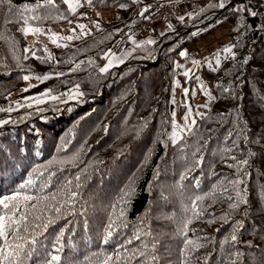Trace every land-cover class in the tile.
I'll return each mask as SVG.
<instances>
[{"label":"trees","instance_id":"trees-1","mask_svg":"<svg viewBox=\"0 0 264 264\" xmlns=\"http://www.w3.org/2000/svg\"><path fill=\"white\" fill-rule=\"evenodd\" d=\"M170 1L80 0L72 12L55 0L29 13L48 17L29 21L43 30L33 40L0 5V108L12 109L0 111L8 121L0 124V196L28 178L36 188L47 181L44 192L58 200L67 199L60 192L67 181L77 192L61 219L26 245L32 252L23 264L52 255L56 264H97L122 244L157 257L131 264H264V0H223L224 8L222 0H194L198 6L172 14V29L159 23L152 35L125 37L142 23L143 8ZM34 3L12 0L14 8ZM67 36L74 38H59ZM207 36L216 48L203 53L197 43ZM118 38L128 43L125 57L102 73ZM192 56L199 63L182 71ZM77 85L83 95L68 100ZM49 89L66 102L41 95ZM187 112L191 126L176 128V115Z\"/></svg>","mask_w":264,"mask_h":264},{"label":"snow or ice","instance_id":"snow-or-ice-1","mask_svg":"<svg viewBox=\"0 0 264 264\" xmlns=\"http://www.w3.org/2000/svg\"><path fill=\"white\" fill-rule=\"evenodd\" d=\"M7 3L8 13L10 16H16L17 22L22 21L25 25L20 29V31L27 35L28 33H41L43 30L38 27H32L29 23L30 20H42L47 19L48 17H41L40 15H29V13L36 11L39 8L44 6H53L55 7V0H35L34 4H24L19 8H14L12 6V0H0V5ZM63 3L68 5V8L75 12L76 8L80 6V0H63ZM87 3L91 4L92 0H87ZM123 7V5H121ZM220 8H224L225 4L222 2L218 5ZM246 11V9H243ZM255 16L257 13L255 11L250 13ZM61 19L65 17H60ZM181 20L184 19L183 16L180 17ZM98 26V25H97ZM80 29H84L86 26L81 24L78 25ZM75 31V29H73ZM57 33L51 34L52 43H57ZM60 39L72 40L73 36L67 37H59ZM148 43H153V41L149 40ZM59 46V45H58ZM27 51V49H26ZM224 51L231 52V48H225ZM107 55V54H106ZM181 56H185L186 52L181 51ZM234 55V53H233ZM115 56V54H113ZM40 59H43L42 57ZM122 62V61H121ZM193 63L198 64V61H193ZM112 66V60L109 59L107 65L100 69V72L105 73ZM57 75H63L62 73H57ZM187 75V73H185ZM23 79L28 80L29 76H24ZM38 80L48 79V76H38ZM29 87H33V85H29ZM27 91V89H24ZM185 93L188 92V89L184 90ZM225 92L227 89L224 90ZM47 94L50 99L58 100L61 103H65L59 96L51 95V90H46V93H42L41 95ZM83 93L79 92V85L76 86V90L67 94L68 100H76ZM31 99V98H29ZM39 103L40 101H36ZM11 111V108L3 109L0 108V111ZM8 123V121H0V124ZM62 147H66V144H62ZM75 159V157H73ZM58 163L55 159L48 161V167L51 165ZM239 165L247 164V160L238 161ZM47 170V169H45ZM39 172L38 168H33L32 173H30V177ZM41 176L42 172L39 173ZM79 181V176L75 178ZM233 185L237 182L231 181ZM36 182L28 178L24 182L20 183L9 195L0 196V264H23L22 256L26 257L31 254L32 248L28 247L27 251H25L26 245H35L37 243V236L43 234V231H46L48 227L52 224H55L57 220L61 219V209L66 205L74 203V198L77 196V192L71 191V181H67L64 188L60 190L61 193H64L65 190L67 192V199L58 200L57 193H45L44 189L48 187V182H44L40 185L39 188H36ZM80 185L77 184L78 188ZM35 189V191H33ZM133 189L129 186L128 190L124 192V197H128L132 194ZM124 197H121L123 200ZM196 200H203V197L197 196ZM127 203V201H124ZM246 203V202H245ZM195 207V206H194ZM231 207H238L237 204H232ZM56 213L55 217L49 215V213ZM123 215V212L120 213ZM43 220L42 224L37 223V221ZM189 223L191 221H188ZM114 221H110L108 225V231L106 236L104 237V242L107 243L109 238L112 237V226ZM42 229V231L38 232L36 229ZM31 232V238L26 239L23 234H27ZM64 232L61 230L59 235L57 236V243L63 237ZM11 237V239H10ZM134 239L139 240V236H135ZM233 241L236 240V236L233 235L231 237ZM17 240H24V243H16ZM132 240H128L126 244H132ZM144 249H148V245L145 244ZM152 248H155V245H152ZM139 257H146L149 261H154L157 259L156 256L147 257L146 251L143 250H129L125 244L120 245V247L114 252L112 255H106L102 261H98L97 264H131L132 260H138ZM60 260L58 255H52L50 259L45 261V264H56ZM138 264H145L144 261H138Z\"/></svg>","mask_w":264,"mask_h":264},{"label":"built area","instance_id":"built-area-1","mask_svg":"<svg viewBox=\"0 0 264 264\" xmlns=\"http://www.w3.org/2000/svg\"><path fill=\"white\" fill-rule=\"evenodd\" d=\"M190 1L194 0L161 2L153 8H143L142 11L144 12V14L142 18V23L138 27L129 28L126 32L125 37L129 39H134L138 37L141 33H144L147 36L152 35L155 27L159 23L169 29H172L174 27L172 21L173 9L185 7V5ZM125 45V40L118 38L111 44L108 49V52H111L115 55H120L123 53Z\"/></svg>","mask_w":264,"mask_h":264},{"label":"rangeland","instance_id":"rangeland-1","mask_svg":"<svg viewBox=\"0 0 264 264\" xmlns=\"http://www.w3.org/2000/svg\"><path fill=\"white\" fill-rule=\"evenodd\" d=\"M203 1H206V0H203ZM192 2H193V4H191ZM187 4H190V7H196V6H198L197 1H190ZM184 8L185 7L174 8L173 9V14H175V15L182 14L184 12ZM221 32L222 31H220V30L217 31L216 36H219L221 34ZM27 37L30 40H33L34 39L32 33H28L27 34ZM212 40L213 39H212L211 36H207L203 40H200L197 43V44L200 45V48L203 49L202 50V51H204L203 53H207L208 49L211 48L212 46H214L212 44V42H213ZM127 45H128V43L126 42V45H125L126 51H127V48L126 47H128ZM125 54H126V52L125 53L123 52L120 55L113 56V53L107 52L106 59H105V65L108 64L109 59H111L112 60V63H114V64L118 63V61L120 62L125 57ZM193 58L194 57L192 56L191 59L189 60V62L187 64H185V65L183 64L181 66V70L182 71H186V72H189V73H191L193 71V64L192 63H193V61H195ZM31 83L32 82L27 81L26 82V85H30ZM201 94H202V89H200L199 86L196 85L195 94H194V103L196 104V106H197V108H198L199 111H201V109H202L201 103L203 102V99H204ZM177 102H178V100H177ZM191 123H192V118H191V115L188 112L186 114H184V115H179V114L176 115V128L186 130L188 127L191 126Z\"/></svg>","mask_w":264,"mask_h":264},{"label":"crops","instance_id":"crops-1","mask_svg":"<svg viewBox=\"0 0 264 264\" xmlns=\"http://www.w3.org/2000/svg\"><path fill=\"white\" fill-rule=\"evenodd\" d=\"M141 36H145V34L144 33H141L139 36H138V38L139 37H141ZM119 62V61H118ZM112 64H114V63H112ZM107 65V64H106Z\"/></svg>","mask_w":264,"mask_h":264}]
</instances>
